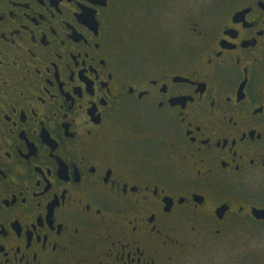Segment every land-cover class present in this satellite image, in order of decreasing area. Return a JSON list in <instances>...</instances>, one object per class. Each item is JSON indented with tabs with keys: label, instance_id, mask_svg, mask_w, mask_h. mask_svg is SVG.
Returning <instances> with one entry per match:
<instances>
[{
	"label": "flooded vegetation",
	"instance_id": "af4514ba",
	"mask_svg": "<svg viewBox=\"0 0 264 264\" xmlns=\"http://www.w3.org/2000/svg\"><path fill=\"white\" fill-rule=\"evenodd\" d=\"M263 212L264 0H0V264H264Z\"/></svg>",
	"mask_w": 264,
	"mask_h": 264
},
{
	"label": "rangeland",
	"instance_id": "374dc122",
	"mask_svg": "<svg viewBox=\"0 0 264 264\" xmlns=\"http://www.w3.org/2000/svg\"><path fill=\"white\" fill-rule=\"evenodd\" d=\"M253 248L256 249V243H245L243 247L244 252H246V250H249V249L252 250ZM239 250H241V248L235 249L234 253L228 254L229 264H233V261L235 260V255L233 254L238 252L237 255H239ZM239 256H242V255H239ZM251 260H253L252 255L247 254L245 257V264H252Z\"/></svg>",
	"mask_w": 264,
	"mask_h": 264
},
{
	"label": "water",
	"instance_id": "95a60500",
	"mask_svg": "<svg viewBox=\"0 0 264 264\" xmlns=\"http://www.w3.org/2000/svg\"><path fill=\"white\" fill-rule=\"evenodd\" d=\"M264 213V212H263ZM264 217V214L262 215Z\"/></svg>",
	"mask_w": 264,
	"mask_h": 264
}]
</instances>
